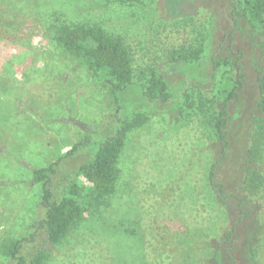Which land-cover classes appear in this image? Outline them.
<instances>
[{
  "label": "rangeland",
  "instance_id": "374dc122",
  "mask_svg": "<svg viewBox=\"0 0 264 264\" xmlns=\"http://www.w3.org/2000/svg\"><path fill=\"white\" fill-rule=\"evenodd\" d=\"M142 1L157 12L112 0H0L1 45L11 51L0 70V234L23 238L20 252L27 260L42 250L47 258L41 264H144L142 251L118 222L132 225L142 210L160 212V198L162 203L172 198L174 206L164 211L175 213V206L179 207L170 192L182 197L180 193L189 185L200 184L203 170L208 168L205 158L219 150L217 142L211 141L209 129L191 109L183 114L179 109L172 113L171 105L169 109L159 102H143L134 91L125 93L123 98L129 108L149 106L148 120L129 131L124 139L118 162L120 173L108 205L89 207L59 242H48L38 228L45 209L40 204L41 183L33 180L32 170L57 160L49 183L53 199H59L73 184L83 192V182L89 183L76 175L75 169L90 157L91 148L62 158L60 154L87 132L110 134L116 111L108 89L96 83L72 54L52 45L59 22L97 24L120 36L131 52L134 83H141L143 74H148L146 68L152 67L165 77L170 88L185 83L192 96L203 91L205 85L195 80L192 84L182 67L170 63L169 49L187 39L195 38L196 43L207 36L208 56L200 61L196 71L203 78L210 70L209 56L227 53L224 48L228 36L234 43L239 38L248 53L241 60L245 87L237 106L241 117H233L230 130L245 134L246 147L258 137L260 157L252 162L246 154L244 160H238L237 168L225 164V193L240 196L246 192L242 178L248 169H255L257 178L264 175V133L260 134L257 123L260 118L264 125V112L257 108L259 96L254 79V69L261 61L250 49L247 35L245 39L238 31L228 33V0H181V8L174 14L168 13L167 0ZM27 19L33 23L19 34ZM173 26L188 27L187 36L180 38L181 31H172ZM164 33L167 43L163 42ZM223 175L220 173L218 178ZM238 175L242 176L236 186L234 176ZM212 197L213 194L208 196ZM254 198L249 200V210L262 239L254 248L255 259L257 264H264V200ZM216 199L219 210L223 204L232 209V198L221 195ZM213 214L208 215L209 222L213 221ZM237 252V259L246 264L248 256L240 237ZM0 264L14 262L0 255Z\"/></svg>",
  "mask_w": 264,
  "mask_h": 264
},
{
  "label": "trees",
  "instance_id": "16d2710c",
  "mask_svg": "<svg viewBox=\"0 0 264 264\" xmlns=\"http://www.w3.org/2000/svg\"><path fill=\"white\" fill-rule=\"evenodd\" d=\"M112 1L133 5L154 14L157 12L154 6L142 0ZM180 4L181 0H167L168 13L174 14L180 10ZM228 4H230L228 9L231 17L228 33L238 31V35L240 37L243 35L241 38L245 39L247 35L250 49L256 52L263 63L264 0H228ZM32 23L31 19H27L23 27L18 30L19 34L27 31ZM174 30L181 31L180 38L188 34V27L185 26L182 28L173 26L172 31ZM165 37L168 38L165 33L162 34L163 40ZM206 37H201L196 43H194L195 38H191L183 43L180 42L179 45L174 44L168 52L169 62L182 67L192 84L195 80L205 85L203 91L200 90L192 96L185 89V83L177 88H170L165 77L152 67L146 68L145 72L147 74L148 71V74L147 76L143 74L141 83H134L133 64L128 46L120 36L107 32L100 25L84 22H59L55 25L52 45L72 54L96 83L108 89L116 104V111L110 134L99 135L87 132L78 141L69 144L70 147L60 154L59 158H62L91 148L90 157L75 169V174L82 176L89 183L84 185L83 182V192L79 186L73 184L59 199H53V191L49 183L51 175L55 172L54 165L58 163L57 160L45 167L32 170L33 180L41 183L40 204L45 209L44 216L38 221V228L43 231L48 242H59L71 224L89 207L108 205L120 173L118 162L123 153L124 139L129 131L148 120L149 106L145 107L141 103L143 109L140 108V104L135 109L129 108L123 98L125 93L134 91L143 102L171 105L172 113L179 109L183 114L191 109L192 114H195L203 126L209 129L211 141L217 142L216 146L219 149L205 158L208 168L206 171L203 170L200 184L189 185L180 193L182 197H177L178 192H170V195L174 193V200L179 207L175 206V213H166L171 210L170 206H174L172 198L163 203L160 198L158 205L160 212L154 211V214L150 210H142L138 214L139 220H133L132 225H127L123 221L118 222L121 230L132 236L142 251L143 263L243 264L237 259L238 237H240L245 244V254L248 256L245 260L248 264H257V258L255 259L257 253L254 248L262 239H259L261 232L258 223L252 222L249 200H254V197L264 200V175L257 178L256 170L248 169L242 178L246 192L240 196L233 192L226 194L223 182L226 176L225 164L237 168L238 160H244L246 154L252 162L260 157L258 137L253 138L250 146L246 147L245 134L230 130L233 117H241L239 108L237 113L238 103L241 104L240 93L245 87V72L241 60L245 59L248 53L247 50L242 49L241 45L244 44H241L239 38L238 42L234 43V40L228 36L224 48L227 53L210 55L209 73L199 78L200 75L196 71L201 66L200 61L210 49L206 44ZM2 39L0 37V70L2 62L8 59L9 52L11 53L9 49H2L1 44H4ZM165 41L168 42L167 39L163 42ZM261 63L254 69V79L259 96L257 108L263 113L264 64ZM168 108L170 109V106ZM257 123H260V134L264 133L263 119L258 118ZM239 167L241 168V165ZM220 173L224 175L218 178ZM241 176H234L236 186ZM227 177L232 178L229 175ZM236 190L238 191V188ZM209 193L211 196L213 194L212 198H208ZM252 194L255 196L249 198ZM221 195L226 199L234 200L232 209L224 207L223 204V209L220 206L221 211L219 210L216 197ZM207 201H212L213 204L208 205ZM207 206L209 210H205ZM191 212H194L193 217L190 216ZM210 213H214L211 216L212 222H209ZM22 239L1 233L0 255L9 258L14 264H41L46 260L47 254L42 250L27 260L20 252Z\"/></svg>",
  "mask_w": 264,
  "mask_h": 264
}]
</instances>
